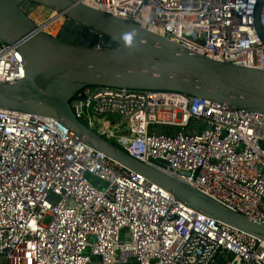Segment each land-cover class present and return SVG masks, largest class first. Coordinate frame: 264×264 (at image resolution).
<instances>
[{
	"label": "built area",
	"instance_id": "1",
	"mask_svg": "<svg viewBox=\"0 0 264 264\" xmlns=\"http://www.w3.org/2000/svg\"><path fill=\"white\" fill-rule=\"evenodd\" d=\"M73 1L264 69V0ZM23 77L16 45L0 41V82ZM70 106L132 157L264 223V115L176 91L99 86ZM0 264H264V240L175 200L52 118L0 109Z\"/></svg>",
	"mask_w": 264,
	"mask_h": 264
},
{
	"label": "water",
	"instance_id": "2",
	"mask_svg": "<svg viewBox=\"0 0 264 264\" xmlns=\"http://www.w3.org/2000/svg\"><path fill=\"white\" fill-rule=\"evenodd\" d=\"M38 6L54 14L34 21L30 14ZM59 17L65 21L56 37L43 26ZM256 27L260 30L257 21ZM0 41L15 44L24 61L21 80L0 82V109L52 118L106 157L161 186L175 200L264 240L263 222L132 157L88 128L70 106L79 90L99 86L127 93L176 91L264 115V69L211 59L132 21L73 0H0Z\"/></svg>",
	"mask_w": 264,
	"mask_h": 264
},
{
	"label": "rangeland",
	"instance_id": "3",
	"mask_svg": "<svg viewBox=\"0 0 264 264\" xmlns=\"http://www.w3.org/2000/svg\"><path fill=\"white\" fill-rule=\"evenodd\" d=\"M38 7H40V6H38ZM37 7V8H38ZM36 8V11L35 12H33L32 13V16H34V17H32V19H34L35 21H37L38 22V20H42L43 18H47V16H49L50 15V12H49V10L46 8V7H40V8H38L37 9ZM36 13H39L40 14V16L37 18L36 17ZM56 21H57V23L59 24V27H58V29L55 31V32H53V33H50V27L52 26V24L54 23H51V24H49L48 26H46V28H44V30L46 31V32H49L50 34H52V35H55L56 33H57V31H59V29H61L62 28V26L64 25V18L63 17H59L58 19H56ZM108 118L109 119H117L115 116H113V115H109L108 116ZM48 222V217H46L45 218V223H47Z\"/></svg>",
	"mask_w": 264,
	"mask_h": 264
},
{
	"label": "trees",
	"instance_id": "4",
	"mask_svg": "<svg viewBox=\"0 0 264 264\" xmlns=\"http://www.w3.org/2000/svg\"><path fill=\"white\" fill-rule=\"evenodd\" d=\"M38 8H40V7H38ZM37 8V9H38ZM40 16V14L39 13H36V17L38 18ZM31 18L32 17H34V16H30ZM58 27H59V24L57 23V21H55L53 24H52V26L50 27V33H53L54 31H56L57 29H58Z\"/></svg>",
	"mask_w": 264,
	"mask_h": 264
},
{
	"label": "bare ground",
	"instance_id": "5",
	"mask_svg": "<svg viewBox=\"0 0 264 264\" xmlns=\"http://www.w3.org/2000/svg\"><path fill=\"white\" fill-rule=\"evenodd\" d=\"M40 7H43V6H40ZM48 10H49V9H48ZM35 11H36V10H34L33 12H35ZM33 12H32V13H33ZM49 12H50V15H49V16H51V15L54 14L51 10H49ZM32 13L30 14V16L32 15ZM49 16H47V17H49ZM43 19H45V18H43ZM43 19H42V20H43ZM56 19H58V18H56ZM56 19H52V21H50V22H48L47 24H45V25L43 26V29L46 28V26H48L49 24L55 22ZM33 20H34V19H33ZM42 20H38V21H42ZM34 21H35V20H34Z\"/></svg>",
	"mask_w": 264,
	"mask_h": 264
},
{
	"label": "flooded vegetation",
	"instance_id": "6",
	"mask_svg": "<svg viewBox=\"0 0 264 264\" xmlns=\"http://www.w3.org/2000/svg\"><path fill=\"white\" fill-rule=\"evenodd\" d=\"M59 33H60V29H59V31H57V33L54 36L59 37Z\"/></svg>",
	"mask_w": 264,
	"mask_h": 264
}]
</instances>
